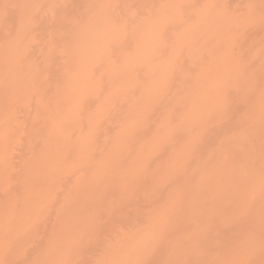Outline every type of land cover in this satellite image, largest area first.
Here are the masks:
<instances>
[{
    "label": "bare ground",
    "instance_id": "obj_1",
    "mask_svg": "<svg viewBox=\"0 0 264 264\" xmlns=\"http://www.w3.org/2000/svg\"><path fill=\"white\" fill-rule=\"evenodd\" d=\"M182 2L0 0V264H264V0Z\"/></svg>",
    "mask_w": 264,
    "mask_h": 264
},
{
    "label": "rangeland",
    "instance_id": "obj_2",
    "mask_svg": "<svg viewBox=\"0 0 264 264\" xmlns=\"http://www.w3.org/2000/svg\"><path fill=\"white\" fill-rule=\"evenodd\" d=\"M179 3L180 4H178L177 6H181V5H183V2H182V0H179ZM245 7H246V5H245ZM258 8V7H257ZM245 10H246V8H244ZM244 9H243V11H244ZM257 9L255 8V12H257V13H255V14H258V11H256ZM208 10L207 9H204L203 8V6H202V4H200V6H198L197 7V11H196V14H197V16H196V14L194 13V11H193V13H194V16L192 17V22H193V20L194 19H197V20H195L194 22H193V24L197 21V24H196V26L194 27V30L198 33V34H200V35H202V36H205L206 37V33H205V29L207 28V27H209V25H210V17H209V14H208V12H207ZM262 11V10H261ZM261 11H260V13H261ZM245 12V11H244ZM246 12H249V9L246 11ZM244 15H246V13L244 14L243 13V16ZM247 15H250V14H248L247 13ZM247 15H246V20H248V18H247ZM228 17H227V19H229V14L227 15ZM230 17H231V14H230ZM245 17V16H244ZM243 17V18H244ZM252 17H254V16H252ZM232 18V17H231ZM240 18H242V17H240ZM242 18V19H243ZM253 19L254 18H251L250 20L252 21V22H254V24L253 23H251L252 25H250L251 27L252 26H254L253 28L255 29V35H254V39H258V41H259V43H258V45L257 44H255L256 46H258V47H260V49H262V50H264V10H263V13H261L259 16L257 15V18H256V16H255V19H257L256 21H257V26L255 27V20L253 21ZM230 21H231V19H229ZM232 20H235V19H233L232 18ZM239 20V19H238ZM246 20H243V23H244V21H245V24H246V27L247 26H249V24L247 25V23L249 22L250 23V21H247V23H246ZM237 21V20H236ZM233 22V21H232ZM232 22H230L231 24H235V21L232 23ZM238 22V21H237ZM238 23H240V24H243L242 23V21H240V22H238ZM233 24V25H234ZM237 24V23H236ZM245 24H243V26L242 27H240V30H242L243 29V27H244V31H247L246 30V28H245ZM237 25H239V24H237ZM236 25H234V27H235ZM230 27H232V25L230 26ZM251 27H248V28H251ZM236 28V27H235ZM237 28H239V26H237ZM232 29V28H231ZM237 30H239V29H237ZM239 30V31H240ZM205 39H200L199 40V43H201L202 41H204ZM257 41V40H256ZM257 43V42H256ZM258 47H257V49H258Z\"/></svg>",
    "mask_w": 264,
    "mask_h": 264
}]
</instances>
